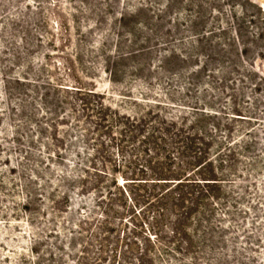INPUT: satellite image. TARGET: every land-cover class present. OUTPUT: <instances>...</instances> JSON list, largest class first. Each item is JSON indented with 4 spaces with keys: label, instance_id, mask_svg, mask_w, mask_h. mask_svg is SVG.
Returning <instances> with one entry per match:
<instances>
[{
    "label": "rangeland",
    "instance_id": "1",
    "mask_svg": "<svg viewBox=\"0 0 264 264\" xmlns=\"http://www.w3.org/2000/svg\"><path fill=\"white\" fill-rule=\"evenodd\" d=\"M0 264H264V0H0Z\"/></svg>",
    "mask_w": 264,
    "mask_h": 264
}]
</instances>
